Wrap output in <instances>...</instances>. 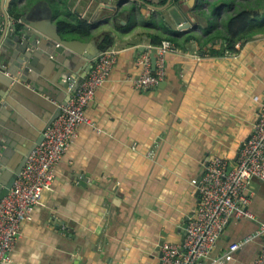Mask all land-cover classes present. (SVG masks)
I'll return each instance as SVG.
<instances>
[{
  "label": "crops",
  "instance_id": "obj_1",
  "mask_svg": "<svg viewBox=\"0 0 264 264\" xmlns=\"http://www.w3.org/2000/svg\"><path fill=\"white\" fill-rule=\"evenodd\" d=\"M118 1L9 0L10 21L27 15L34 24L58 28L61 20L84 19L88 35L65 30L64 36L94 38L90 50L113 49L117 58L86 109L88 123L78 128L4 264H159L160 247L183 240L186 217L197 204L192 182L205 159L219 154L235 161L251 132L264 97V35L246 40L236 54L207 52L221 42V21L235 6L218 5L212 14L203 0H144L149 6L128 0L116 20L102 23L112 13L103 5ZM133 7L125 22L124 12ZM153 36L172 39L176 50L166 53L162 84L140 91L132 85L136 59ZM105 37L111 42L102 47ZM83 66L71 75L80 78ZM251 190L248 209L255 220L232 219L214 254L264 222V179H252ZM261 242L245 244L225 264L251 263Z\"/></svg>",
  "mask_w": 264,
  "mask_h": 264
},
{
  "label": "built area",
  "instance_id": "obj_2",
  "mask_svg": "<svg viewBox=\"0 0 264 264\" xmlns=\"http://www.w3.org/2000/svg\"><path fill=\"white\" fill-rule=\"evenodd\" d=\"M175 50L169 41L146 45L136 59L139 74L132 79L133 87L140 91L155 88L166 73V53ZM116 58L117 51L113 49H105L96 56L69 99L57 104L60 113L43 129L41 142L29 151L17 178L0 199V264L10 262L7 254L13 249L22 224L32 219L34 207L51 189L56 166L80 125L88 123L86 109L105 83ZM252 179H264V97L249 136L238 147L235 161L213 154L203 162L200 178L192 182L197 204L186 217L183 240L178 245L164 243L159 264H225L232 253L256 239H262L261 250L249 264H264V222H258L253 232L230 242L223 254H214L216 243L232 219L255 220L248 209L253 195Z\"/></svg>",
  "mask_w": 264,
  "mask_h": 264
},
{
  "label": "water",
  "instance_id": "obj_3",
  "mask_svg": "<svg viewBox=\"0 0 264 264\" xmlns=\"http://www.w3.org/2000/svg\"><path fill=\"white\" fill-rule=\"evenodd\" d=\"M127 1L103 5L112 13L101 22L116 20L117 10ZM131 1L149 6L144 0ZM8 3L0 4V199L17 178L29 151L41 142L43 129L60 113L57 104L69 99L102 50L99 46L90 50L94 38L88 42L67 39L56 25L48 28L47 21L34 24L27 15L10 21L5 12ZM133 12L134 7L124 12L125 22ZM151 59L154 66V55ZM80 65L85 73L77 79L71 74Z\"/></svg>",
  "mask_w": 264,
  "mask_h": 264
},
{
  "label": "trees",
  "instance_id": "obj_4",
  "mask_svg": "<svg viewBox=\"0 0 264 264\" xmlns=\"http://www.w3.org/2000/svg\"><path fill=\"white\" fill-rule=\"evenodd\" d=\"M221 1L222 2L219 4L221 6L225 5L229 8L235 6L234 0ZM161 2L163 3L165 0H161ZM177 2L178 5H180L179 0ZM259 3L260 4H258V0H241L238 2V7L235 6V10L221 21V26L223 28V32L219 35L221 42L216 45L213 44L207 48V52L210 56L236 54L246 40L259 34L264 35V0H259ZM257 8H260L261 10L259 11ZM216 9L217 8L213 7L212 14H215ZM262 13L263 19L260 22H256V17L260 14L262 15ZM57 25L60 32L70 30L79 31L85 36L88 35V23L84 19L78 20L77 22L61 20ZM169 40L171 42L172 39ZM187 40H189V38L186 39V41ZM110 42L111 40L108 37H105L102 39L101 46L106 47ZM161 42L162 40L158 36L151 37L150 43L152 45H158Z\"/></svg>",
  "mask_w": 264,
  "mask_h": 264
},
{
  "label": "rangeland",
  "instance_id": "obj_5",
  "mask_svg": "<svg viewBox=\"0 0 264 264\" xmlns=\"http://www.w3.org/2000/svg\"><path fill=\"white\" fill-rule=\"evenodd\" d=\"M203 1H205L204 3H205V8H207V10L209 9V8H213V7H215V8H217V5H219L220 4V2H222L221 0L220 1H217V0H203ZM235 1V6L236 7H238V0H234ZM241 1V0H240ZM195 3H199V0L197 1V0H195ZM258 4H260L259 3V0H258ZM204 12H206L205 11V9L204 8H201ZM259 11L261 10L260 8H257ZM225 12H222L221 13V16L224 14ZM205 14H207V12L205 13ZM209 15V14H208ZM204 17V16H203ZM209 17V16H208ZM208 17H206V19L208 18ZM263 19V13H262V15L260 14L259 16H257L256 17V22H260L261 20Z\"/></svg>",
  "mask_w": 264,
  "mask_h": 264
}]
</instances>
